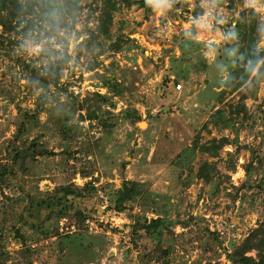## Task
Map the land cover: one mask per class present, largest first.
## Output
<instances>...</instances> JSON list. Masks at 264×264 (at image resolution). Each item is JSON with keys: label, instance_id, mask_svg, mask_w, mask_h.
Masks as SVG:
<instances>
[{"label": "rangeland", "instance_id": "374dc122", "mask_svg": "<svg viewBox=\"0 0 264 264\" xmlns=\"http://www.w3.org/2000/svg\"><path fill=\"white\" fill-rule=\"evenodd\" d=\"M58 1L57 20L28 36L0 25V264H234L229 254L250 234L245 255L259 261L264 58L237 86L248 63H236L234 28L254 10L264 53V1L121 6L110 37L93 31L101 0ZM185 39L196 45L182 56ZM58 60L57 81L46 67ZM214 138L228 142L203 151ZM126 179L136 194L119 210L114 193ZM86 183L95 189L69 201L68 214L47 205L62 186ZM156 217L158 227L135 230Z\"/></svg>", "mask_w": 264, "mask_h": 264}, {"label": "trees", "instance_id": "16d2710c", "mask_svg": "<svg viewBox=\"0 0 264 264\" xmlns=\"http://www.w3.org/2000/svg\"><path fill=\"white\" fill-rule=\"evenodd\" d=\"M189 2V0H186ZM223 1V0H222ZM264 1V0H261ZM133 4H138L142 7H145L148 11L151 10V6L149 5L147 0H101V5L98 8L99 15L97 17L98 24L96 25L95 34H103L107 37L111 36V26L113 25L114 13L121 6L130 7ZM250 14L249 19L245 15H242L240 18V22L234 28V32L236 36L241 41L240 50L242 52V57L237 60V65L246 64L245 74L237 84V86L242 85L247 79L250 73L254 70V68L263 60L264 53L257 47L258 40L262 33V22L258 18V14L254 10L248 11ZM61 14V4L58 0H0V25L3 28L4 33H9L18 29H22L20 32L23 36H28V32L33 31L35 28H41L40 22H48L54 23L57 20L58 15ZM38 18V19H36ZM94 33L91 35L92 38H96ZM124 35L117 36L115 41L110 43V48L113 51H121L123 48ZM196 45V41L192 39H185L184 43L181 44L184 56L187 52H191ZM196 49V48H195ZM62 61H57L46 68L52 69L55 68L57 71V75L55 76L56 80L59 79V70L62 66ZM94 65H90L89 69L92 70ZM264 71V60L262 61L258 73ZM100 96V95H99ZM243 108L246 106L243 105ZM223 110L218 109L213 113L212 120L214 123H218L220 119H222ZM228 142L227 138H214L209 141V144L201 145V149L208 153H215L218 148L223 147ZM34 143L31 144L33 146ZM209 163H204L199 169V176L203 177L206 181H209L207 175L205 174V168L211 167ZM254 166L253 161H250L246 165V173L250 176L252 167ZM135 182L131 180H124L122 187L115 191L114 195L116 197V208L122 210L124 207L122 205L123 202L133 198L136 194L134 189ZM95 186L86 183L84 186H72L70 184L64 185L60 188L59 195L47 201V205H54L58 207L59 216H63L68 214V210L74 207V202L72 200H78L85 196L86 191L94 190ZM86 212L82 209H78L75 211V215L78 216L79 219H85ZM163 221V218L156 217L150 220L147 218L140 223V219L135 221L134 227L137 229H146L147 231L150 228L158 227ZM263 229L264 226L257 229V231ZM253 235H249V238L245 240L241 247L235 249L232 253L229 254L230 258L234 262V264H264V253L260 255L259 261H256L252 257H247L245 252L253 247L251 244V237ZM258 247L264 246V243L260 240L258 242Z\"/></svg>", "mask_w": 264, "mask_h": 264}, {"label": "built area", "instance_id": "2783aa9c", "mask_svg": "<svg viewBox=\"0 0 264 264\" xmlns=\"http://www.w3.org/2000/svg\"><path fill=\"white\" fill-rule=\"evenodd\" d=\"M182 87V85L179 83L177 85V88L180 89ZM63 227H65V221L61 222V230H63ZM72 230H75V225H72Z\"/></svg>", "mask_w": 264, "mask_h": 264}, {"label": "bare ground", "instance_id": "6f19581e", "mask_svg": "<svg viewBox=\"0 0 264 264\" xmlns=\"http://www.w3.org/2000/svg\"><path fill=\"white\" fill-rule=\"evenodd\" d=\"M141 126H145V122H141Z\"/></svg>", "mask_w": 264, "mask_h": 264}]
</instances>
